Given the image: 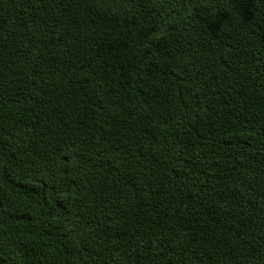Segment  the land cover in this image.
Instances as JSON below:
<instances>
[{
	"label": "trees",
	"instance_id": "trees-1",
	"mask_svg": "<svg viewBox=\"0 0 264 264\" xmlns=\"http://www.w3.org/2000/svg\"><path fill=\"white\" fill-rule=\"evenodd\" d=\"M0 264H264V0H0Z\"/></svg>",
	"mask_w": 264,
	"mask_h": 264
}]
</instances>
